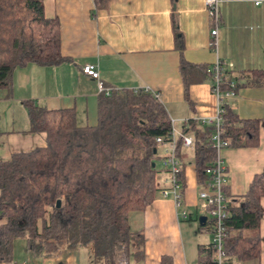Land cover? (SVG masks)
Returning a JSON list of instances; mask_svg holds the SVG:
<instances>
[{"label":"trees","instance_id":"1","mask_svg":"<svg viewBox=\"0 0 264 264\" xmlns=\"http://www.w3.org/2000/svg\"><path fill=\"white\" fill-rule=\"evenodd\" d=\"M96 10L110 0H94ZM176 25V20H174ZM61 52L57 18L45 15L44 0H0V87H10L13 72L29 63L58 65L69 61ZM192 63L181 58L185 98L191 85L213 82L221 94L247 85L264 86V69L235 70L220 63ZM30 131L45 132L47 144L0 161V264L15 259V241L26 239L32 257L56 256L67 248L94 245L96 264H129L145 258V236L130 227V214L144 211L161 190L158 161L161 146L173 141V122L159 97L145 89H113L98 100V119L81 126L75 108L49 109L26 102ZM221 137L229 147H256L262 122L241 118L226 99L220 103ZM215 122L190 120L184 134L192 148L175 143L182 161L177 182L184 188L186 158H194L197 179L208 187L207 169L217 157ZM162 142H158V138ZM228 198L223 252L240 262L259 259L262 252L261 199L264 172L255 174L248 191ZM60 200V205L57 203ZM201 232L211 233L205 224ZM210 242L198 246L197 264H217ZM161 264H173L164 256Z\"/></svg>","mask_w":264,"mask_h":264},{"label":"crops","instance_id":"2","mask_svg":"<svg viewBox=\"0 0 264 264\" xmlns=\"http://www.w3.org/2000/svg\"><path fill=\"white\" fill-rule=\"evenodd\" d=\"M44 6L47 17L59 20L61 52L70 60L18 67L10 87H0V161L47 144L45 132L30 131L28 101L49 109L75 108L79 125L96 124L98 100L104 92L99 88L101 81L109 91L155 93L173 121L175 140L190 120H214L221 100L226 99L241 118L259 119L263 124L259 146H228L221 151L229 172L226 191L231 196L244 195L254 175L264 172V86L247 85L238 93L219 96L213 82L206 80L191 85L188 102L180 71L182 56L192 63L223 62L235 70L264 69V0H223L216 46L211 45L213 27L205 0H110L107 8L99 10L94 0H44ZM87 65L97 67L99 79L84 71ZM10 118L12 124L1 121ZM161 148V156L166 157L171 144ZM185 161L181 206L162 194L170 188V172L161 161L160 192L144 211L130 214L131 230L144 233L145 258L129 264H161L164 256H170L173 264H197L198 246L211 242L210 233L207 237L190 234L183 222L195 216L199 222L203 215L200 192L206 188L198 182L193 156ZM261 208V257L240 262L226 256L223 264H264V197ZM94 258V245L89 244L37 258L26 250L7 264H96Z\"/></svg>","mask_w":264,"mask_h":264},{"label":"built area","instance_id":"3","mask_svg":"<svg viewBox=\"0 0 264 264\" xmlns=\"http://www.w3.org/2000/svg\"><path fill=\"white\" fill-rule=\"evenodd\" d=\"M223 0H205L207 11L209 14V19L212 24L211 34L214 37L211 45L216 46V37L218 34V29L221 24V13L220 7ZM223 70V67L218 63L215 65V79L218 82L220 80V73ZM84 71L93 76L96 79H99V71L94 65H87L84 67ZM99 88L103 91L109 92L103 86V83L99 82ZM150 91L149 89H145ZM215 92L221 96L217 89H214ZM234 91L227 92L226 94H234ZM220 105L218 109V116L213 120L204 119L201 120L205 123L215 122L217 126V131L213 136V146L217 149V157L214 160L211 167L207 169V173L212 176V182L205 189L201 190V208L203 215L207 217L206 225L211 230V243L215 246L217 250V264H223L225 259V254L223 252V235L225 231V219L228 216V198L226 194V188L229 185V172L228 167L221 155L223 148L229 146V140H224L221 137V123L222 119L220 116ZM173 122V121H172ZM183 146L185 148H192L194 144L193 136L189 134H183ZM158 142H162V138L157 139ZM175 143L176 140L173 138V141L170 142L171 150L168 153L167 159L164 161L165 166L170 172V179L168 182L170 184L169 189L162 191L163 196H171L175 200L177 206H181L183 200V187L177 182V174L180 172L182 161L175 154ZM184 217H187L186 212L183 213Z\"/></svg>","mask_w":264,"mask_h":264},{"label":"rangeland","instance_id":"4","mask_svg":"<svg viewBox=\"0 0 264 264\" xmlns=\"http://www.w3.org/2000/svg\"><path fill=\"white\" fill-rule=\"evenodd\" d=\"M11 119L12 118H10V119H1V121L4 122V123H7V124H12L13 120H11ZM15 127H17V125ZM160 153H161V151H160ZM158 167L159 168L161 167V161L160 160L158 161ZM196 218L197 217L195 216V218L193 220H190V219H186L185 220V219H183L184 220L183 222H186V224H187L188 232H190V234H203L204 236L207 237L209 234H207L206 232L201 233V232L198 231L199 222H198V219H196ZM4 221H5L4 219H0V222H4ZM26 250H27L26 239L25 238L16 239V241H15V254L18 255V254L23 253V252L25 254Z\"/></svg>","mask_w":264,"mask_h":264},{"label":"water","instance_id":"5","mask_svg":"<svg viewBox=\"0 0 264 264\" xmlns=\"http://www.w3.org/2000/svg\"><path fill=\"white\" fill-rule=\"evenodd\" d=\"M60 200L58 201V203H57V205L59 206L60 205ZM206 220H207V217L205 216V215H202V216H200L199 217V223L202 225V224H205V222H206Z\"/></svg>","mask_w":264,"mask_h":264}]
</instances>
